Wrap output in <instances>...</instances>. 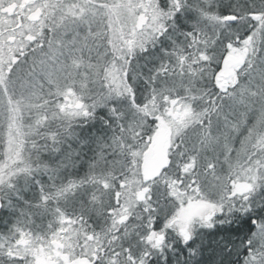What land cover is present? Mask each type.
Listing matches in <instances>:
<instances>
[{
  "label": "snow or ice",
  "instance_id": "obj_1",
  "mask_svg": "<svg viewBox=\"0 0 264 264\" xmlns=\"http://www.w3.org/2000/svg\"><path fill=\"white\" fill-rule=\"evenodd\" d=\"M0 264H264V0H0Z\"/></svg>",
  "mask_w": 264,
  "mask_h": 264
}]
</instances>
